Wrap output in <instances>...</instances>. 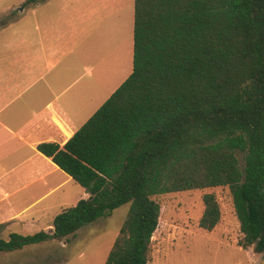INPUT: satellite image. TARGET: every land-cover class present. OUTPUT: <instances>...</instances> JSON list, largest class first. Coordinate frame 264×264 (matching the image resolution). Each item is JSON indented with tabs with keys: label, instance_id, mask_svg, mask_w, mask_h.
<instances>
[{
	"label": "trees",
	"instance_id": "16d2710c",
	"mask_svg": "<svg viewBox=\"0 0 264 264\" xmlns=\"http://www.w3.org/2000/svg\"><path fill=\"white\" fill-rule=\"evenodd\" d=\"M132 38L128 76L62 146L37 145L87 196L49 230L0 237V252L67 239L129 203L103 264H147L154 196L227 186L237 244L264 264V0H133ZM202 202L210 231L219 204Z\"/></svg>",
	"mask_w": 264,
	"mask_h": 264
},
{
	"label": "rangeland",
	"instance_id": "374dc122",
	"mask_svg": "<svg viewBox=\"0 0 264 264\" xmlns=\"http://www.w3.org/2000/svg\"><path fill=\"white\" fill-rule=\"evenodd\" d=\"M24 1L0 0V82L15 86L39 71H47L45 79L60 73L65 81L77 79L72 90L85 84L90 92L86 104L98 108L132 70L133 0H37L23 6ZM63 177L53 172L45 177L46 184L38 182L29 191L41 193ZM76 187L75 181L64 184L14 216L3 214L24 203H0V237L49 230L52 218L76 202ZM205 192L215 195L220 208L219 221L210 231L198 226ZM154 198L160 213L147 264H263L252 245L237 244L243 234L227 186ZM128 208L129 203L122 204L67 239L0 252V264H103Z\"/></svg>",
	"mask_w": 264,
	"mask_h": 264
},
{
	"label": "crops",
	"instance_id": "0c3cea01",
	"mask_svg": "<svg viewBox=\"0 0 264 264\" xmlns=\"http://www.w3.org/2000/svg\"><path fill=\"white\" fill-rule=\"evenodd\" d=\"M52 67L58 68L56 64ZM46 74L47 71H39L29 80L14 83L15 86L11 82H0V203L5 202L7 207L24 203L3 215L21 214L47 194L74 181L41 153L37 145L54 142L62 146L97 109L86 104L90 92L85 90V84L72 90L77 79L65 81L60 73L45 79ZM43 167L49 170L42 172ZM53 172L64 177L41 193L29 191L30 186L43 182ZM74 196L77 202L86 197L87 192L79 185Z\"/></svg>",
	"mask_w": 264,
	"mask_h": 264
}]
</instances>
